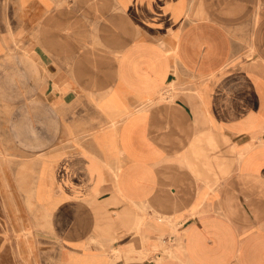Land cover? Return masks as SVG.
Returning a JSON list of instances; mask_svg holds the SVG:
<instances>
[{
  "label": "crops",
  "instance_id": "obj_1",
  "mask_svg": "<svg viewBox=\"0 0 264 264\" xmlns=\"http://www.w3.org/2000/svg\"><path fill=\"white\" fill-rule=\"evenodd\" d=\"M3 11L0 77L20 76L0 90L19 96L7 138L50 158L36 189L57 197L59 264H264V0ZM8 216L0 257L30 229Z\"/></svg>",
  "mask_w": 264,
  "mask_h": 264
},
{
  "label": "rangeland",
  "instance_id": "obj_2",
  "mask_svg": "<svg viewBox=\"0 0 264 264\" xmlns=\"http://www.w3.org/2000/svg\"><path fill=\"white\" fill-rule=\"evenodd\" d=\"M10 4H8L9 6ZM5 0H0V24L4 19ZM9 12V7H8ZM261 12V11H260ZM258 13V22L264 21V15ZM244 31L238 32L237 39L239 42H245ZM248 44V39H247ZM19 50V48H16ZM248 58V47L244 53ZM255 60V59H254ZM259 62L256 60V63ZM1 65V64H0ZM14 65L18 66L19 64ZM3 66V65H1ZM258 66H261L258 63ZM248 68V64L244 65ZM3 76V75H2ZM13 79L0 77V90L6 86V81L13 80V84L19 83V74H13ZM13 85V86H14ZM7 87V86H6ZM19 96L2 94L0 95V212L8 217L11 222V210H17V213H26L29 228L22 232L26 240L25 248L20 245V241L14 245L13 254H3L0 257V264H59L58 245L54 242L51 233V211L53 204H56L57 197H54L52 191L37 192V170L38 164L43 161L45 155L29 153L28 159L17 154L14 144L8 141V119L10 106L7 101L17 99ZM49 157L44 158V165L48 168ZM46 170V169H45ZM51 171V169H50ZM40 199L44 206L38 203ZM13 205V206H12ZM17 227L16 223H13ZM21 232H18L19 235ZM20 236V235H19ZM165 245V244H164ZM161 256V255H160ZM141 257H146L141 254ZM164 257V256H162ZM155 262V261H154Z\"/></svg>",
  "mask_w": 264,
  "mask_h": 264
}]
</instances>
